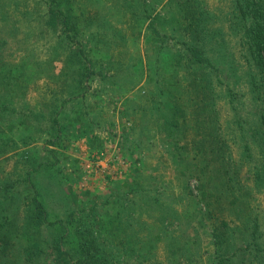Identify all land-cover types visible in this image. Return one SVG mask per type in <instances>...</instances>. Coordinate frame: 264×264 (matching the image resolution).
Returning a JSON list of instances; mask_svg holds the SVG:
<instances>
[{"label": "rangeland", "instance_id": "374dc122", "mask_svg": "<svg viewBox=\"0 0 264 264\" xmlns=\"http://www.w3.org/2000/svg\"><path fill=\"white\" fill-rule=\"evenodd\" d=\"M48 1L0 0V137L10 141L0 153V222H13L0 232V258L264 264V186L251 180L264 175V151L250 135L263 80L248 0H147L150 20L144 0H64L53 9L80 15L69 35L62 22L48 27ZM192 74L206 76L203 97L217 93L213 114L229 144L218 158L242 166L233 179L246 190L202 192L203 169L215 167L192 142L200 129L189 96L185 131L176 126L171 138L172 104L183 96L175 82L188 86ZM48 103L59 125L43 116Z\"/></svg>", "mask_w": 264, "mask_h": 264}, {"label": "trees", "instance_id": "16d2710c", "mask_svg": "<svg viewBox=\"0 0 264 264\" xmlns=\"http://www.w3.org/2000/svg\"><path fill=\"white\" fill-rule=\"evenodd\" d=\"M29 2H34L35 0H26ZM43 1V0H36ZM69 2L70 0H49L47 2V13L49 18L48 21V27L51 28V31H55L58 28L57 23L62 22L64 28L67 31V34L69 35V32L77 33L78 31V25H80V19L79 16L74 15L73 9H71L70 6H68V10H62L59 9H53L54 6L59 2ZM66 2V3H67ZM148 2L147 0H144L143 7L145 8L146 14H144L145 17H149V20L151 18V14H149L148 10ZM238 5H240V2H238ZM28 6V5H25ZM264 3L263 0H248V10L252 12L251 14V24L250 29L248 31V41H249V48L251 50L252 58L256 62L255 71L259 74L260 77H262L263 84L261 86L255 84L253 88H257L254 92L256 93V97L254 99V106L256 107V115L253 117L252 121L250 122L252 124L251 127V136L256 138V142L259 143L255 144L254 142L251 143V146L253 145L262 147L261 149L264 151V12L259 11L258 9L263 8ZM240 11L244 12V8L240 7ZM148 13V14H147ZM59 20V21H58ZM77 35V34H76ZM5 47V41L0 39V87L7 86V83L5 81L4 72L7 71V65L2 59V51ZM83 51V50H82ZM203 80L206 81V76H197L195 74H192L190 77L189 85L188 86H181L180 78L176 79L175 85L178 86L183 91V96L179 95V98L174 102L173 108L171 109V120H169L167 123H172V126L170 127V134L172 139H176L177 137V128L181 129L182 131H185L184 125H187L188 119L185 115L187 113L186 111V100H182V97L189 96L190 98V105L192 108L191 112L193 116L197 114L199 119L197 120V123L194 128V130L198 127L199 130V136L196 137V139H193L192 142L195 144L201 145L200 149H202V157L204 159H207L210 161V163L214 164L215 169L213 171H206L201 174L204 178L208 177V183L202 182V192L206 193L209 197L213 194L212 191L217 190L218 188L224 187L228 188L234 186V189L237 191H243L249 188V184L247 182H244L240 177H236V179H233L236 175H240L241 165L237 164V161H234L227 157H222L221 159L218 158V154L221 150L222 144L226 145V148H229L228 142L223 141L224 139V125L222 124L221 120L219 119V116H216L213 114V111H218L217 107L218 100H217V93H214L213 90H207V93L209 94V97H203L202 96V90L205 92L206 88L204 86ZM82 82V81H81ZM215 87L219 85V83L216 81L211 82ZM174 85V83H173ZM211 86V84H209ZM194 95V97H193ZM67 100H63L61 102V106H64L65 102ZM48 107H50L51 112L46 113L43 116L46 118H49V120L52 122L53 126L59 125V108L57 110V104L54 103H48ZM8 106L3 105L0 106V113H6L5 111H8ZM31 112V111H30ZM179 113L182 115L181 120L176 119V114ZM32 116H34L36 113L31 112ZM203 116L201 118L200 116ZM53 117V118H52ZM215 117V118H214ZM52 118V120H51ZM52 126V127H53ZM179 130V129H178ZM0 135L3 134V129L0 127ZM32 139V136L29 137ZM180 141V140H179ZM10 145V141L0 137V153L4 152L6 150V147ZM249 145V144H248ZM251 146H248L249 149H251ZM206 157H209L206 158ZM249 158L252 157V155H248ZM191 164V163H190ZM211 166V165H210ZM233 171V173L231 172ZM190 175V174H189ZM198 176V175H197ZM199 177V176H198ZM201 178V177H200ZM199 179V178H198ZM226 180V181H225ZM253 181V184L260 186H264V175L257 176V179H251ZM214 183V186L211 183ZM33 189L35 190V186H33ZM36 194V193H35ZM35 203L37 204V208L40 210L41 213H46L45 206L39 202L36 201V196H34ZM71 214H74V212H71ZM4 219V216H0V220ZM31 221V220H29ZM16 222V221H15ZM33 222V221H32ZM7 222H0V232H9V225L12 224ZM84 232H88V229L83 230ZM79 232V230H78ZM80 233V232H79ZM81 234V233H80ZM83 234V233H82ZM11 235H9L10 237ZM84 236V235H83ZM55 240L58 241V238L55 237ZM36 244V242H35ZM85 245H82L83 249H89L87 248V242L84 243ZM37 245L39 243L37 242ZM90 246V245H89ZM94 247L99 248V245H94ZM99 251V250H97ZM13 258H0V264H11L16 263L14 260H11ZM106 259V258H104ZM103 258H86L85 260L83 258H57V264H103L104 261ZM31 263L33 262V258H25L24 263ZM23 263V264H24Z\"/></svg>", "mask_w": 264, "mask_h": 264}, {"label": "built area", "instance_id": "2783aa9c", "mask_svg": "<svg viewBox=\"0 0 264 264\" xmlns=\"http://www.w3.org/2000/svg\"><path fill=\"white\" fill-rule=\"evenodd\" d=\"M98 166L100 165V164H97Z\"/></svg>", "mask_w": 264, "mask_h": 264}]
</instances>
